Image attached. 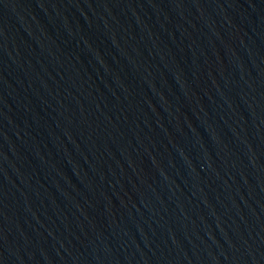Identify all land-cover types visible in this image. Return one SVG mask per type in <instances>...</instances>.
<instances>
[{"label":"water","instance_id":"obj_1","mask_svg":"<svg viewBox=\"0 0 264 264\" xmlns=\"http://www.w3.org/2000/svg\"><path fill=\"white\" fill-rule=\"evenodd\" d=\"M0 264H264V0H0Z\"/></svg>","mask_w":264,"mask_h":264}]
</instances>
